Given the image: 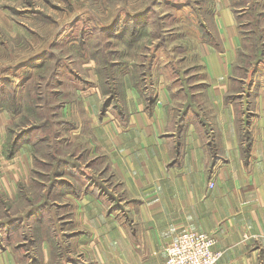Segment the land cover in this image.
<instances>
[{"label": "crops", "instance_id": "crops-1", "mask_svg": "<svg viewBox=\"0 0 264 264\" xmlns=\"http://www.w3.org/2000/svg\"><path fill=\"white\" fill-rule=\"evenodd\" d=\"M26 1L0 0V27L21 34L11 11L43 0ZM214 1L209 23L201 19L212 35L198 45L203 79L190 92L191 101L187 96L177 104V91L186 89L161 64L148 70L146 82H136L129 69L115 74L107 93L93 65L71 87L61 80L73 135L91 141L93 159L105 161L117 188L96 178L85 182L79 172L85 186L73 188L63 167L57 184L68 189L52 200L68 211L62 213L65 245L43 240L37 244L40 256L33 243V252L24 241L2 243L0 264H166L167 243L187 230L217 233L223 255L216 264H264V81L234 80L242 11L231 0ZM155 6L123 16L144 20L139 17ZM12 119L7 108L0 110V193L15 198L19 184L29 180L33 152L28 140L20 141L7 156ZM11 226L4 228L9 238Z\"/></svg>", "mask_w": 264, "mask_h": 264}, {"label": "rangeland", "instance_id": "rangeland-1", "mask_svg": "<svg viewBox=\"0 0 264 264\" xmlns=\"http://www.w3.org/2000/svg\"><path fill=\"white\" fill-rule=\"evenodd\" d=\"M231 3L242 11V44L234 63V80L239 83L263 77L264 81V0ZM147 5L158 8L152 7L145 17L137 16L144 20L134 24L123 16ZM212 5L214 0H43L40 5H22L21 10L14 7L21 11L11 12L22 33L0 27V110L7 108L13 115L5 152L8 142L22 133L21 144L29 141L33 165L28 182L19 184L17 197L0 193V221L22 217L0 226V244L24 241L25 250H31L33 243L40 256L37 244L43 240L52 247L56 240L65 245L61 229L62 213L67 209L52 200L59 196L58 202L60 190L68 189L63 184L51 186L58 169L64 167L63 176L79 190L85 185L78 172L84 173L85 182L96 178L107 187L117 188L118 179L104 167L105 161L93 159L91 141L82 134L73 135L72 118L66 119L65 110L63 113L68 104L61 100L65 94L59 86L61 80H69L71 87L72 80L77 81V75L86 78L93 65L91 70L107 93L106 87L109 82L113 84L115 74L120 77L129 69L136 82H146L148 70L161 64L170 67V78L184 84L186 90L177 91V104L187 96L191 101L190 92L203 79L198 45L206 25L201 19L209 23ZM118 15L123 20L121 17L115 23ZM63 29L68 36L61 39ZM71 164L79 166L73 170ZM7 226L12 228L10 238L4 229ZM51 228L54 234L47 233Z\"/></svg>", "mask_w": 264, "mask_h": 264}, {"label": "built area", "instance_id": "built-area-1", "mask_svg": "<svg viewBox=\"0 0 264 264\" xmlns=\"http://www.w3.org/2000/svg\"><path fill=\"white\" fill-rule=\"evenodd\" d=\"M216 243L214 231H184L166 245V264H216L223 255Z\"/></svg>", "mask_w": 264, "mask_h": 264}, {"label": "trees", "instance_id": "trees-1", "mask_svg": "<svg viewBox=\"0 0 264 264\" xmlns=\"http://www.w3.org/2000/svg\"><path fill=\"white\" fill-rule=\"evenodd\" d=\"M14 10H16V9H14ZM34 12L37 13L38 11L36 10V11H34ZM137 21H139V19H135L134 24H135ZM205 28H206V33H205V34H211V31H210L209 29H207L206 26H205ZM211 35H212V34H211ZM107 105H108V102H105L104 107H106ZM21 135H22V133H21V134L19 133L18 135H16V139L14 138L13 141H12L11 143L8 142V144L6 145V146H7V149H6L7 156H12V155L15 153V151H16L18 145H19ZM63 161L65 162L66 160H63ZM60 162H62V159H59V165H61ZM60 172H61V171L58 169V171H57V173H56V175H55V178H54V180H53L52 183H51V186L54 187V186L56 185V183H57V179H56V178H57L58 175L60 176ZM43 206H44L43 203L39 205L40 208H42ZM28 212H29V213L33 212V209H29ZM11 218H12V219H11ZM11 218H10L9 221H0V226L5 225L6 222H9V223H10V221H13V222L15 221V222H17L18 219H22V217H20V216H19V217H11Z\"/></svg>", "mask_w": 264, "mask_h": 264}]
</instances>
